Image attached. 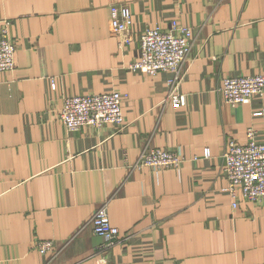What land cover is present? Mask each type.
Here are the masks:
<instances>
[{
    "label": "crops",
    "instance_id": "obj_1",
    "mask_svg": "<svg viewBox=\"0 0 264 264\" xmlns=\"http://www.w3.org/2000/svg\"><path fill=\"white\" fill-rule=\"evenodd\" d=\"M117 1L132 19L122 42ZM2 18L16 50L0 72V264H264V201L232 197L221 171L229 139L244 144L252 127L264 141V91L231 105L219 90L264 73V0H0ZM172 20L192 29L182 105L168 97L172 72L130 67L142 30ZM108 90L124 94L122 123L69 131L57 119L63 96ZM145 145L185 160L133 167ZM104 202L131 236L98 252L90 218ZM39 239L54 250L38 252Z\"/></svg>",
    "mask_w": 264,
    "mask_h": 264
},
{
    "label": "built area",
    "instance_id": "obj_2",
    "mask_svg": "<svg viewBox=\"0 0 264 264\" xmlns=\"http://www.w3.org/2000/svg\"><path fill=\"white\" fill-rule=\"evenodd\" d=\"M10 23L8 18L0 19V72L14 67L16 42L9 32ZM131 24V12L125 2L117 1L109 5V26L121 37V42L127 39ZM191 37V27L176 20L171 21L168 29L160 26L145 27L139 36V58L130 65L147 74L172 72L168 80V97L176 105L185 103V95L179 91L178 84L182 77L183 62L189 53ZM219 90L226 103L241 104L253 95L263 93L264 73L225 76ZM123 97L124 94L118 90L63 96L57 110V119L69 131L84 126L120 124L123 121ZM201 155L209 157V148H203ZM221 156V171L227 180L225 189L232 197H237L238 189L241 196L251 202L264 201V141L257 139L256 130L252 127L247 129L244 144L229 139ZM198 157L195 155L193 159ZM184 160L178 149L145 145L133 167L179 168ZM232 205H236V200ZM90 222L93 232L103 240L96 247L98 252H106L131 236L126 234L120 237L118 227L110 222L105 202L95 209ZM34 247L45 254L54 250V243L50 239H39L35 241Z\"/></svg>",
    "mask_w": 264,
    "mask_h": 264
}]
</instances>
